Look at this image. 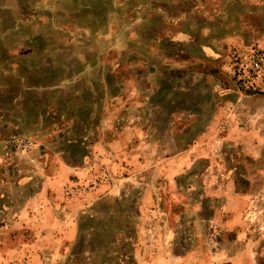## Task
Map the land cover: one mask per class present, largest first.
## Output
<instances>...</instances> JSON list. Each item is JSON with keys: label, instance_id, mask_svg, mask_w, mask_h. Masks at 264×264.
<instances>
[{"label": "rangeland", "instance_id": "1", "mask_svg": "<svg viewBox=\"0 0 264 264\" xmlns=\"http://www.w3.org/2000/svg\"><path fill=\"white\" fill-rule=\"evenodd\" d=\"M0 130V264H264V0H0Z\"/></svg>", "mask_w": 264, "mask_h": 264}, {"label": "crops", "instance_id": "2", "mask_svg": "<svg viewBox=\"0 0 264 264\" xmlns=\"http://www.w3.org/2000/svg\"><path fill=\"white\" fill-rule=\"evenodd\" d=\"M185 36H187L185 33H179L175 38L179 41H183ZM192 41V40H191ZM190 40H188V42H191ZM211 49V48H209ZM177 51H175V54H173L172 58L169 59H161L162 61L159 63H154V66L148 67L149 69V73L148 75H140V77L138 78L137 81V86L135 89L139 91L140 89H147V88H154L155 86H157V84L151 85L150 82V73L151 72H155L157 70H160V66H164V63H169L170 67H168L169 71H171V75L172 78L175 79L176 82L179 81H183V82H193V80H195L198 77L199 72L197 70V68H194L192 65L197 61V59L195 58H191L188 55H181L183 53L182 49H176ZM201 54L205 55L206 57H209V52L208 49H205L204 47H202L201 49ZM181 53V54H180ZM161 73V71H160ZM128 77V76H127ZM148 78V79H147ZM129 81H132L133 77L130 76L128 77ZM179 80V81H177ZM4 129H6V127H4ZM2 132V130H0V133ZM121 138V136H120ZM114 143V138L111 139V141L109 142ZM108 143V144H109Z\"/></svg>", "mask_w": 264, "mask_h": 264}, {"label": "built area", "instance_id": "3", "mask_svg": "<svg viewBox=\"0 0 264 264\" xmlns=\"http://www.w3.org/2000/svg\"><path fill=\"white\" fill-rule=\"evenodd\" d=\"M253 65L255 66V68L259 69L260 67V63L257 61H254Z\"/></svg>", "mask_w": 264, "mask_h": 264}]
</instances>
